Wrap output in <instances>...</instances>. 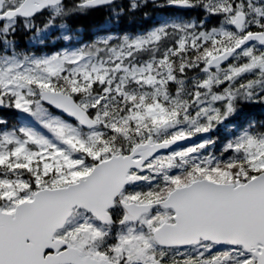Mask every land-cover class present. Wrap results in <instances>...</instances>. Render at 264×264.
<instances>
[{"label": "snow or ice", "instance_id": "obj_1", "mask_svg": "<svg viewBox=\"0 0 264 264\" xmlns=\"http://www.w3.org/2000/svg\"><path fill=\"white\" fill-rule=\"evenodd\" d=\"M0 264H264V0H0Z\"/></svg>", "mask_w": 264, "mask_h": 264}]
</instances>
